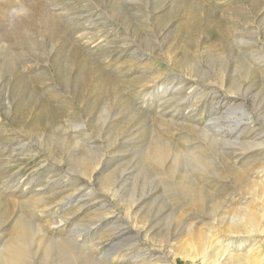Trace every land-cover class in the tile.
<instances>
[{
  "label": "rangeland",
  "instance_id": "obj_1",
  "mask_svg": "<svg viewBox=\"0 0 264 264\" xmlns=\"http://www.w3.org/2000/svg\"><path fill=\"white\" fill-rule=\"evenodd\" d=\"M163 80L205 103L179 112L196 133L166 126L174 110L151 96ZM231 109L239 111L231 121L244 112L253 129L241 136L222 122L233 146L208 151L200 134L208 116ZM155 141L196 142L208 176L223 183L204 184L206 210L197 207L190 231L163 218L145 238L148 223L133 227L102 181L138 169ZM72 195L80 200L64 208ZM19 214L33 220L38 242L73 231L107 264H211L220 252L217 264L230 254L264 264V0H0V245ZM112 223H126L134 247L125 236L89 234ZM121 240L126 252L112 250Z\"/></svg>",
  "mask_w": 264,
  "mask_h": 264
},
{
  "label": "bare ground",
  "instance_id": "obj_2",
  "mask_svg": "<svg viewBox=\"0 0 264 264\" xmlns=\"http://www.w3.org/2000/svg\"><path fill=\"white\" fill-rule=\"evenodd\" d=\"M158 84L154 85L155 89L151 94L155 101H157L156 103H158L157 107H160L162 110H174V114H172L170 117L171 119H166V126H173L174 130L180 128L178 129V131L184 130V132H186L187 134L196 133V125H188L185 123V125L182 126V124L179 123V119L183 117L180 116L179 112L183 111V109L186 110L187 108L189 110L187 114L196 113L199 104L202 107H205V103L196 101V99L193 101L194 97L189 98L190 96H187L181 88L175 89V91L172 90L168 82L161 83L160 85ZM236 91L237 92L235 94H238V89ZM185 99H188L187 102H185ZM241 99L244 100V92ZM244 104L245 103H243V105ZM237 110L238 109H231V111L228 110L229 112L226 111V114L224 113L223 117L221 116V118H216L217 116L215 117L214 113L208 116L209 120L206 123L204 130L200 133L206 142L208 151L213 152V148H218L222 151H224L225 149L230 150L233 146V143L230 144L229 142V138L232 137L231 133L229 131H222L220 128V125H222L225 121L230 124H226L229 129L232 128V131L236 130V132H238L239 134H245L246 131L248 133L251 132V130L253 129H251L252 122H250L251 120L249 118L246 119V121L249 120V122L245 123L244 112L240 113V118H233L235 121H231L230 117L238 113L239 111L237 112ZM252 110L253 108L251 109V111ZM176 113L177 115L175 116ZM247 116H251V114H247ZM143 123H145L146 125L148 122L144 120ZM211 125H213L212 128H210ZM226 125H224V128L226 127ZM242 134L241 136H243ZM185 141L189 142L190 140ZM196 148V142H194L193 146H184L180 148L176 147V145L172 144V142H166L165 146L163 147L158 141H155L153 147H151L149 150L146 149L145 151H143L142 157H139L138 169L136 168L131 171H129L128 169H124L121 172L118 180L113 181L112 178L108 177L102 181L103 189L107 192H111L112 196L119 197V201L123 202V207L126 210H130L131 213H129L127 218L130 220V222L132 221L133 227L137 225L141 226L143 224L148 223L147 227L145 226V229H143L142 231L144 233L145 238H152L154 236L151 234L152 230L155 229L156 225H158L161 220H163V218L167 219L170 223H173L174 225L176 224V227L181 228V231H190L193 228V221L196 220V217H201L199 216V213L196 210L197 207L203 209L204 211L206 210L205 191L207 189L205 190V188L203 187L204 184H208L213 180L214 181L212 183L214 184L223 183L221 177L219 176H208L211 174L209 172L210 162L206 160L204 156L199 155L196 152ZM133 173L135 175V182H133L134 184L129 191L126 189L128 191L127 194L129 195V197L126 200H122L124 195L121 196V193L125 189H123V187L129 179V176ZM217 188L219 189V187ZM64 200L66 202L64 203L63 207L68 208L73 202L79 201L80 197L72 195L71 197L65 198ZM146 202L150 203V209L148 211H145L144 213L142 209L144 207V203ZM37 203H39V201L34 199L29 201V209H31L32 211L37 210ZM21 209L22 207L19 208V212L22 211ZM102 209L103 208H99L98 211L101 212ZM184 209L191 211V216H186V214L182 213ZM33 214L34 213H31V217H33ZM164 215L166 218L164 217ZM103 218L104 217H99V220H102ZM90 225L93 226V224ZM125 225L112 223V225L106 226V228H102L100 224L99 226H97L96 224V226L93 228L94 231L89 234H91L92 237L97 232L102 231L110 237L114 236L117 239H121L125 236V239H129L131 241L132 238L129 237L128 230ZM240 231L241 230H239L238 233H241ZM71 234L72 237H64L63 239H60V241L57 243L55 242L56 240L48 238V236H44V234L41 233L42 237H44V240L38 242L37 236H39L40 234L39 230L35 227L33 220L26 218L23 214H19L14 221L9 238L5 242H3V244L0 245V264H107L101 259L105 258L106 254H104L103 256H92L90 254L88 255L85 252L84 248L85 238H82L80 235H76L73 231L71 232ZM169 241L171 240H168L167 242ZM122 242L123 240L117 242L113 246L112 250H114L115 252H119V250L125 251L130 246L134 247L135 243L134 240L129 242V246L124 249L127 244L124 245V243ZM125 243H127V241ZM113 253L112 255L115 256V253ZM223 255L224 252L217 253V255L212 260L211 264H217L219 262V258ZM208 256L209 255L206 253L204 258H212ZM225 257V261H222L224 262L223 264H257L255 260H252L250 257H231V254ZM190 263L195 264V261L191 259Z\"/></svg>",
  "mask_w": 264,
  "mask_h": 264
}]
</instances>
